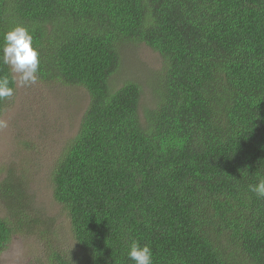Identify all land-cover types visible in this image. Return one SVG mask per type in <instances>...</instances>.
Returning <instances> with one entry per match:
<instances>
[{
  "label": "trees",
  "instance_id": "trees-1",
  "mask_svg": "<svg viewBox=\"0 0 264 264\" xmlns=\"http://www.w3.org/2000/svg\"><path fill=\"white\" fill-rule=\"evenodd\" d=\"M17 25L40 82L90 97L51 179L77 251L48 243V264H134V240L153 264H264V0H0V44ZM132 43L162 59L144 109L140 83L110 87ZM23 171L0 182V257L50 232Z\"/></svg>",
  "mask_w": 264,
  "mask_h": 264
},
{
  "label": "rangeland",
  "instance_id": "rangeland-1",
  "mask_svg": "<svg viewBox=\"0 0 264 264\" xmlns=\"http://www.w3.org/2000/svg\"><path fill=\"white\" fill-rule=\"evenodd\" d=\"M161 66L160 55L147 45L127 44L122 49L121 71L111 77L110 87L116 91L114 86L120 87L124 80L140 83L144 109L151 103L149 82ZM89 102L88 92L81 87L47 85L39 80L28 86L16 84L0 118L8 122V127L0 129V182L10 168L24 170L35 207L44 219H50V232L42 235L43 229L36 226L35 231L14 235L0 264H48L50 245L77 251L68 217L53 198L51 179L55 163L76 136ZM0 216H7L1 201Z\"/></svg>",
  "mask_w": 264,
  "mask_h": 264
},
{
  "label": "clouds",
  "instance_id": "clouds-1",
  "mask_svg": "<svg viewBox=\"0 0 264 264\" xmlns=\"http://www.w3.org/2000/svg\"><path fill=\"white\" fill-rule=\"evenodd\" d=\"M0 63L7 65L9 74L0 75V101L11 98L19 86L33 85L38 80L40 66L39 50L34 47L33 35L23 25H17L3 34L0 44ZM8 127L6 120L0 119V129ZM249 190L264 198V179L249 185ZM127 256L134 264H153V252L149 245L132 241Z\"/></svg>",
  "mask_w": 264,
  "mask_h": 264
}]
</instances>
